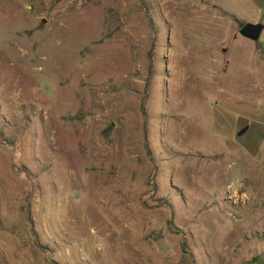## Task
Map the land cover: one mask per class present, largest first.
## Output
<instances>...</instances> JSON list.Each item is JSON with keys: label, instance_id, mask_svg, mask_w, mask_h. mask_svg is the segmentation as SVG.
<instances>
[{"label": "rangeland", "instance_id": "374dc122", "mask_svg": "<svg viewBox=\"0 0 264 264\" xmlns=\"http://www.w3.org/2000/svg\"><path fill=\"white\" fill-rule=\"evenodd\" d=\"M248 23L264 0H0V264H264Z\"/></svg>", "mask_w": 264, "mask_h": 264}, {"label": "water", "instance_id": "95a60500", "mask_svg": "<svg viewBox=\"0 0 264 264\" xmlns=\"http://www.w3.org/2000/svg\"><path fill=\"white\" fill-rule=\"evenodd\" d=\"M263 31L264 26L262 24L248 23L240 29L239 34L244 39L252 42H259ZM245 132L246 130L241 131L240 136L244 135Z\"/></svg>", "mask_w": 264, "mask_h": 264}, {"label": "bare ground", "instance_id": "6f19581e", "mask_svg": "<svg viewBox=\"0 0 264 264\" xmlns=\"http://www.w3.org/2000/svg\"><path fill=\"white\" fill-rule=\"evenodd\" d=\"M104 13V12H103ZM58 55H54L53 56V59L51 61V68H50V73L52 74H55L56 73V68L55 66V63L56 61L58 60L57 59ZM63 61V60H62ZM65 62H67L65 60ZM53 63V65H52ZM57 64V63H56ZM60 64V63H59ZM44 70V69H43ZM80 77V76H79ZM101 156V155H100ZM92 227H95L94 231L91 230ZM85 233H87L88 235L90 234L94 240H97L100 238L99 234H102L104 232V229L102 228V224L99 225L95 223V221H89L88 223H85V229H84ZM102 242V241H101ZM104 243V242H103ZM105 250V249H104Z\"/></svg>", "mask_w": 264, "mask_h": 264}]
</instances>
